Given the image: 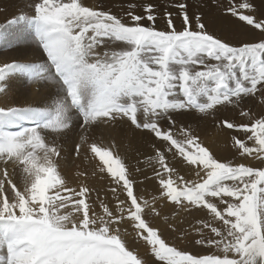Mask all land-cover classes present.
<instances>
[{
    "label": "snow or ice",
    "instance_id": "snow-or-ice-1",
    "mask_svg": "<svg viewBox=\"0 0 264 264\" xmlns=\"http://www.w3.org/2000/svg\"><path fill=\"white\" fill-rule=\"evenodd\" d=\"M28 6L30 12L0 24V41L13 47L9 29L23 26L40 58L0 64V97L21 77L33 96L50 91L40 103L0 106V264H264V113L244 108L257 97L264 105V19L251 0H233L226 9L261 33L238 46L210 34L186 3L175 5L180 30L171 12L158 30L152 4L138 14L129 3L127 22L83 0ZM221 107L239 109L237 119L217 122L233 133V158L226 160L173 118L207 117ZM118 124L155 137L145 161L152 175L144 178L158 192L150 199L137 194L138 181L115 143L94 138L97 129ZM77 128L73 155L83 156L106 188L90 184L79 165L75 177L62 171V142ZM149 217L182 241L215 251L166 242ZM129 239L153 259L141 258Z\"/></svg>",
    "mask_w": 264,
    "mask_h": 264
},
{
    "label": "rangeland",
    "instance_id": "rangeland-1",
    "mask_svg": "<svg viewBox=\"0 0 264 264\" xmlns=\"http://www.w3.org/2000/svg\"><path fill=\"white\" fill-rule=\"evenodd\" d=\"M109 3H108V2ZM116 6H124L125 7L130 3L126 0H123L127 3L121 4L122 2L119 0H112ZM110 0H83L84 4L87 6H97V7H105L108 4H111ZM140 8H142L139 14L143 12V5L152 4L155 6L154 14L157 16L155 27L158 30H165L166 17L164 16L165 12L173 13V19L175 21L176 28L180 30L181 28V20L176 15L177 9L175 5L177 3H186L184 0H168L164 2V0H136ZM152 1V2H151ZM204 1V0H203ZM202 6H192L188 7V14L191 16L193 14H199L202 17V22L206 25V29L210 34H213L223 40L228 41L234 46H238L242 40L246 41H258L261 39V33L258 30H253L250 26H245L243 22L238 21L236 17H231L230 13H227L226 9L228 4L232 3L233 0H224L227 3V6L224 10L226 14L232 18L228 19V25L226 24H216L218 16L212 17L216 22H208L209 15L208 13L202 12L203 9L209 7L206 3ZM212 5H214L216 0H210ZM259 1V2H258ZM263 1V2H262ZM159 2V3H158ZM252 4L257 9V12L261 11L259 9L264 4V0H252ZM262 2V4H260ZM119 3V4H118ZM258 3L260 7L257 6ZM187 4V3H186ZM200 4V5H201ZM257 6H256V5ZM29 0H0V24H6L9 19H12L16 16L20 11L30 12L29 8ZM206 5V6H204ZM121 6V7H122ZM170 7V8H169ZM264 7V5H263ZM105 9V8H104ZM195 9V10H194ZM198 9H201L199 11ZM109 10V9H105ZM193 10V14L190 12ZM262 10V11H263ZM255 11L254 15L258 19H264V11L257 13ZM118 15V14H117ZM206 15V16H205ZM263 15V16H262ZM205 17V19H204ZM229 17V18H230ZM127 22V20H125ZM220 23V21L218 22ZM215 24V25H214ZM232 25V26H231ZM10 35L8 37V43L14 45L13 47H9L8 44L0 41V64L8 63L11 61H32L38 60L40 58L39 52L36 49L35 45L31 43V38H25V29L23 26L13 25L9 29ZM21 81H26V78L21 77L20 79L15 81L14 86L10 89L7 97H0V106H9L12 104H21L26 100L33 103H40L43 98H45L50 89L49 88H41V92L39 96L32 95V88L27 86L26 82L22 86ZM259 98L257 97L255 100H248L244 104L245 109H250L254 114L264 113V105H261L259 102ZM239 109L234 113L233 110L229 108L221 107L214 114H210L207 117H201L195 112L186 113L184 115H176L173 118L177 121L178 125L190 126L193 133L199 137V141L203 146H206L214 155L220 160L232 159L234 149L231 147V135L233 134L231 130L222 129L217 126V122L219 119L223 117H229L231 119H237ZM161 124L165 127L167 126L166 121H161ZM114 138L116 148L114 151L118 152L126 161L128 166L133 172L134 177L137 179L138 183L136 185V191L138 195L145 196V198L150 199L152 195H158L156 191L157 185L152 180H145V175L151 176V168L145 163L147 156L153 155L152 143L155 141V137L152 136L151 133L144 130H137L134 128H130L127 124H118L115 127H109ZM79 129H75L73 133L69 134L68 138L64 140L63 143V153H67L71 157H75L74 153V143L73 141L79 142V137L77 133ZM101 132V129H97L94 135V138H97ZM252 164L258 165V162L252 160ZM140 168L141 172H136V169ZM87 170L90 177L92 167L90 164H86L83 167V170ZM181 174L185 175L186 178L195 179L194 172L189 173L185 169H181ZM92 178V177H91ZM88 181L90 184L94 185L96 188L107 187L106 181H100L99 178H92ZM139 181H143V183H139ZM103 195V192H101ZM95 198V196L93 197ZM170 215V213H167ZM195 215H200L199 213H194ZM186 220L191 221L192 217L186 216L184 217ZM149 219L152 221L153 225H159L160 231L162 232L163 238L166 242L180 248L187 250L189 252H198L200 254H211L214 249H208L203 246H193L190 245L187 241H182L179 235L172 233L169 229L165 228L162 220H156L151 217ZM185 229H189V225L186 223L184 225ZM190 231V229H189ZM195 236V233H192ZM191 238V237H190ZM129 247L138 252L141 258L149 259L150 261L153 259L150 256L148 249L143 245L142 242L135 243L133 240L129 239L128 241ZM159 264V262H156Z\"/></svg>",
    "mask_w": 264,
    "mask_h": 264
},
{
    "label": "bare ground",
    "instance_id": "bare-ground-1",
    "mask_svg": "<svg viewBox=\"0 0 264 264\" xmlns=\"http://www.w3.org/2000/svg\"><path fill=\"white\" fill-rule=\"evenodd\" d=\"M112 1V0H110ZM116 1V0H115ZM119 1H123V0H119ZM130 3H135L138 7L136 8V12L139 14L142 10V8H140V6L138 5L137 1L136 0H126ZM149 1V0H148ZM168 0H166L167 2ZM188 7H192V6H199V7H203L201 3H205L203 0H184ZM217 2L214 3V5H212V2L210 0H207L206 3H208L207 5L209 7H206L205 9L202 10V12H206L208 13L209 15V21L208 22H216V19L214 20L212 17H216L218 16V19H217V22L216 24H226L227 26H230L228 25V19H231V22L233 21L232 20V16L230 17L229 14H226V12H224L226 6H227V3L224 1V0H216ZM252 1V0H251ZM254 1V0H253ZM108 2V1H107ZM125 2V1H123ZM121 3V4H126L127 3ZM152 2V1H151ZM165 2V0H164ZM259 2V1H258ZM263 2V1H262ZM262 2L260 4H262ZM109 3V2H108ZM115 3V2H114ZM113 3V1L111 2V4H108L107 6L103 7L102 8H105V9H110L114 14H118L120 16H123L125 20H127L128 18L126 16H124V12L127 10V6L125 7L124 6H116L115 4ZM159 3V2H158ZM252 3V2H251ZM119 4V3H118ZM151 4V3H150ZM201 4V5H200ZM260 4L258 3L259 6H256L259 8L260 7ZM229 5V4H228ZM264 5V4H263ZM263 5H261L262 7L261 8H264ZM206 6V5H204ZM170 8V7H169ZM204 8V7H203ZM177 9V8H176ZM195 10V9H194ZM199 11H201V9H198ZM261 11L257 12V9H256V12L257 13H260L263 12L264 10L263 9H259ZM263 10V11H262ZM178 11V9H177ZM189 12V11H188ZM191 14H193V10L190 12ZM228 13V12H227ZM264 13V12H263ZM198 14V13H197ZM206 16V15H205ZM263 16V15H262ZM230 17V18H229ZM205 19V17H204ZM220 21V23H218ZM215 25V24H214ZM232 26V25H231ZM102 138V141L105 145L107 146H110L111 144L115 143V138L110 130V128H107V129H104V128H101V132L99 134V136L95 139L97 140H100ZM63 155L65 156V159L64 160H61V166H62V171L66 172L67 174H69L70 176L72 177H75V172L77 170V165L80 166V170H83V167L86 166L87 163H85L83 161V156H81L80 158H76V157H71L70 158V155L67 154V153H63ZM90 175H89V180H90ZM92 179V178H91Z\"/></svg>",
    "mask_w": 264,
    "mask_h": 264
}]
</instances>
